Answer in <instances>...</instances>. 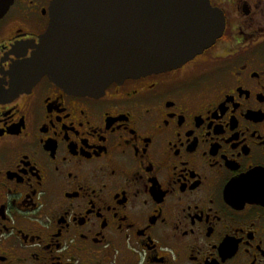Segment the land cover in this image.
<instances>
[{"label":"flooded vegetation","instance_id":"1","mask_svg":"<svg viewBox=\"0 0 264 264\" xmlns=\"http://www.w3.org/2000/svg\"><path fill=\"white\" fill-rule=\"evenodd\" d=\"M52 1L0 0V264H264V0H209L178 68L9 95Z\"/></svg>","mask_w":264,"mask_h":264},{"label":"water","instance_id":"2","mask_svg":"<svg viewBox=\"0 0 264 264\" xmlns=\"http://www.w3.org/2000/svg\"><path fill=\"white\" fill-rule=\"evenodd\" d=\"M224 27L209 0H53L30 57L7 74V94L47 77L67 93L97 97L113 83L186 64L210 49Z\"/></svg>","mask_w":264,"mask_h":264}]
</instances>
